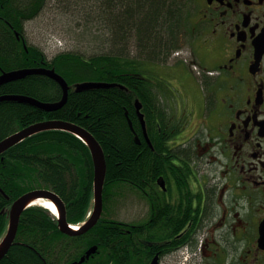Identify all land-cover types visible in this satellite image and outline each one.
<instances>
[{
    "label": "trees",
    "instance_id": "16d2710c",
    "mask_svg": "<svg viewBox=\"0 0 264 264\" xmlns=\"http://www.w3.org/2000/svg\"><path fill=\"white\" fill-rule=\"evenodd\" d=\"M97 1L104 4L102 27L107 29L100 31L102 36L94 37L99 40L94 53L85 56L62 51L47 58L39 47L31 45L15 63L2 65L6 70L53 68L67 81L69 89L65 104L52 111L14 100L0 101V140L32 123L50 119L87 129L105 156L104 211L91 229L70 236L60 232L56 217L47 208L28 206L20 215L15 239L0 264H148L152 255L146 252L145 241V251L139 247L137 229L126 237L122 231L131 226L110 217L124 199L125 188L137 191L141 178L148 179L159 165L162 168L169 161L171 153L183 148L173 149L170 145L177 132L159 99L167 88L154 80L146 67L142 68L148 61L123 55L121 44L126 36L135 35L146 58L165 52L168 55L179 47L178 36L185 29L182 7L178 0H117L123 6L121 16L111 20L109 10L116 0ZM45 2L0 0L1 45L8 48L10 38L3 32L7 23L21 35L23 20L35 17ZM0 53L7 56L3 50ZM101 82L114 85H91ZM77 84H82L79 90ZM0 93L48 102L59 100L62 90L51 78L30 74L1 84ZM137 106L150 144L144 139ZM0 156V239L8 225L12 202L36 188H48L64 201L69 223L85 220L92 207L93 162L88 146L80 138L65 130H45L26 137ZM92 245L97 246L96 251L77 263Z\"/></svg>",
    "mask_w": 264,
    "mask_h": 264
},
{
    "label": "flooded vegetation",
    "instance_id": "af4514ba",
    "mask_svg": "<svg viewBox=\"0 0 264 264\" xmlns=\"http://www.w3.org/2000/svg\"><path fill=\"white\" fill-rule=\"evenodd\" d=\"M28 20L21 35L10 22L3 28L10 40L8 48L0 43L7 55L0 53V75L33 45ZM189 21L191 52L196 42L215 61L197 64L214 86L210 132L171 142L183 151L126 191L140 216L120 220L117 207L110 219L131 226L126 237L138 230L148 264L154 257L156 264H264V0H197Z\"/></svg>",
    "mask_w": 264,
    "mask_h": 264
},
{
    "label": "rangeland",
    "instance_id": "374dc122",
    "mask_svg": "<svg viewBox=\"0 0 264 264\" xmlns=\"http://www.w3.org/2000/svg\"><path fill=\"white\" fill-rule=\"evenodd\" d=\"M178 1L185 21L183 27H186L178 36L177 49H173L168 55L167 52L159 53L149 59L142 53V45L138 44L135 35L131 38L126 36L121 44L123 55L148 61L142 68L146 67L152 73L151 77L168 90L158 92L159 99L167 108L170 119L182 126L181 131L176 133L170 143H179L190 135H208L211 123L208 107L215 103L211 92L214 86L204 83V71L197 65L213 68L215 61L196 42H193L194 50L196 49L194 56L191 52L192 39L187 36V31L192 25L189 17L197 8V0ZM113 2L109 12L111 11V20H116V17L121 16L123 6L118 4L117 0ZM103 8V2L97 0H46L40 12L25 22L26 38L31 44L39 47L47 58H52L62 51H75L89 56L99 47V40L94 37L102 36L100 31L107 29L102 27L105 21ZM112 31L113 29L110 33ZM156 49L155 51H158ZM126 191L125 188L123 192L126 194ZM132 195L128 193L127 198L120 200L115 217L128 221L140 216L136 198Z\"/></svg>",
    "mask_w": 264,
    "mask_h": 264
},
{
    "label": "water",
    "instance_id": "95a60500",
    "mask_svg": "<svg viewBox=\"0 0 264 264\" xmlns=\"http://www.w3.org/2000/svg\"><path fill=\"white\" fill-rule=\"evenodd\" d=\"M30 74H41L45 75L52 80H54L62 90V95L59 100L56 101H40L36 98L22 95V94H6L0 95L1 100H14L21 103H28L33 106H36L45 111H52L57 108H60L63 104H65L68 96V83L67 81L58 74L53 68L47 67H26L14 69L8 72H4L0 75V85L15 79L23 78L26 75ZM84 85V84H83ZM91 85L99 86V87H109L113 86L114 83H91ZM82 84L76 85V90H79ZM137 112L140 115V121L142 126V133L144 139L148 144L150 141L148 139L145 123L143 119L142 113L139 111V107L137 106ZM45 130H65L73 133L75 136L80 138L89 148L92 162H93V179H92V211L91 214L87 217L84 223L80 224L79 229H75L72 225H70L66 218V208L63 200L52 190L46 188H37L30 191H27L16 198L9 210V218L8 225L3 237L0 239V259L6 254L10 246L12 245L21 213L25 208L34 204V200L37 199H45L52 202L57 208V224L60 232L66 235H75L82 234L89 229H91L99 220L102 210H103V187L105 181L106 174V161L104 152L98 143V141L94 138V136L84 127L75 124L73 122H69L66 120H43L32 123L26 127L21 128L18 131L2 138L0 140V154L5 150L10 148L11 146L19 143L23 139L28 136H31L35 133L45 131ZM135 141L138 143L139 138L135 135ZM97 246H90L84 253L83 256L80 257L77 263H82L86 258H88L91 254L96 251ZM156 258L154 257L151 261V264H156Z\"/></svg>",
    "mask_w": 264,
    "mask_h": 264
},
{
    "label": "bare ground",
    "instance_id": "6f19581e",
    "mask_svg": "<svg viewBox=\"0 0 264 264\" xmlns=\"http://www.w3.org/2000/svg\"><path fill=\"white\" fill-rule=\"evenodd\" d=\"M30 67H33V66H30ZM4 73V72H3ZM171 118V117H170ZM129 124H131L130 123V121H129ZM63 131V130H62ZM139 138V137H138ZM138 143H140V140H139V142ZM119 196V195H118ZM105 198H107V197H105ZM110 200V199H109ZM108 201V200H107ZM114 201V200H113ZM33 203H36V204H41V205H43V206H46L52 213H54L55 215L58 213V211H57V208H56V206L52 203V202H50V201H48V200H45V199H37V200H34V202ZM116 204V203H115ZM114 204V205H115ZM130 205V204H129ZM106 207V206H105ZM126 207V206H125ZM110 208V207H109ZM107 209V208H106ZM110 210V209H109ZM104 211V210H103ZM74 228H76V227H74ZM71 236V235H70ZM98 244V243H97Z\"/></svg>",
    "mask_w": 264,
    "mask_h": 264
}]
</instances>
